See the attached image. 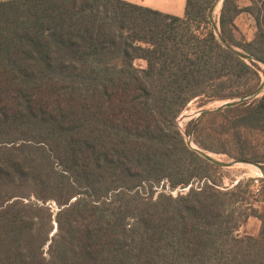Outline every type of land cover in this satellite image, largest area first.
I'll return each instance as SVG.
<instances>
[{"label": "trees", "instance_id": "obj_1", "mask_svg": "<svg viewBox=\"0 0 264 264\" xmlns=\"http://www.w3.org/2000/svg\"><path fill=\"white\" fill-rule=\"evenodd\" d=\"M214 1L186 0L181 18L124 0H0V264H264V177L256 195L250 179L222 187L177 125L191 101L262 81L213 25L264 62V0H223L212 24ZM243 12L250 41L235 34ZM186 132L264 173V93ZM250 217L258 234H240Z\"/></svg>", "mask_w": 264, "mask_h": 264}, {"label": "rangeland", "instance_id": "obj_2", "mask_svg": "<svg viewBox=\"0 0 264 264\" xmlns=\"http://www.w3.org/2000/svg\"><path fill=\"white\" fill-rule=\"evenodd\" d=\"M237 1H238V3H239L241 8H244V7L249 5V0H237ZM221 5L222 4L219 3L217 8L215 9V11L213 13L214 21L219 15V11H220ZM235 25H236L235 34H236V36L238 38L243 37L244 40H246V41H250L253 38V36L255 34V31H256V25H255V22H254V20H253L251 15H249L246 12L241 13L237 17V19L235 21ZM237 50H239V49H237ZM135 65L137 67L141 68V67L145 66V63L143 61H141V60H138V61L135 62ZM259 66L263 70V72L261 73L262 80H263L264 79V66L261 65V64H259ZM224 102H226V101H216V102H210L208 104L200 106L199 105V101L197 99H195V100L191 101L185 107V109L179 114V116L177 118V125H178L179 129L181 130V133H182V135L184 137V140H185L186 144L190 148H195L196 146L189 139L188 134L186 132V129L188 128L189 123L196 119L197 113L199 111L206 110V109L217 108L218 106H220ZM186 113L191 114V116H189V119H187V120H182L183 114H186ZM211 155L215 159H217V160H219L221 162H231L233 160V159H229L227 157L220 156V155H215V154H212V153H211ZM220 168H221V170L217 172L216 176L221 179L222 187H228L229 188L232 185H235L236 182L239 181V180L250 179V180H252L251 191L253 192V194L256 195V193H254L255 181H258V185H260L259 180H260V178L264 177V173H263L262 170H260L256 166L249 165V164H236V165H233V166H231L229 168H223V167H220ZM164 184H166V183L164 182V183H161L158 186L153 187L154 197L159 192H163V191L166 190L167 187ZM174 190H172L171 193L176 192ZM180 192H183V190L181 188H180V191L179 192L177 191L176 193H174L173 196H175L176 194H178ZM30 200H34V198L31 197ZM47 204L49 205V207L53 211V213H55L57 211L58 208H57V206L55 205V203L53 201H49V202H47ZM259 228H260V222L256 218L250 217L248 219V221L246 222L245 226L240 230L239 233L240 234H248V235H257L258 232H259ZM55 231L56 230L54 228L50 235L55 233Z\"/></svg>", "mask_w": 264, "mask_h": 264}, {"label": "water", "instance_id": "obj_3", "mask_svg": "<svg viewBox=\"0 0 264 264\" xmlns=\"http://www.w3.org/2000/svg\"><path fill=\"white\" fill-rule=\"evenodd\" d=\"M223 0H215L214 3L212 4L211 8H210V21L212 22V24L214 23V17H213V13L215 11V9L217 8L218 4H222ZM215 34L219 40V42L228 50H230L231 52H233L234 54H236L238 57H240L241 59L245 60V61H253L256 62L258 64H261L264 66V62L260 61L252 56H250L249 54L243 53L239 50H237L236 48L232 47L231 45H229L228 43H226L224 41V39L222 38L220 32H219V27L217 24L213 25ZM264 93V79L262 80V82L259 84V86L253 90L249 95L238 98V99H234V100H230V101H226L223 104H221L220 106H218L217 108L214 109H206V110H201L197 113V117L195 119V121H197V119L199 117H201L202 115H208V114H213V113H218L221 112L227 108H231L234 106H237L239 104H243L249 101H252L258 97H260L262 94ZM189 139L191 140V134L188 135ZM191 142V141H190ZM192 150H194L200 157H202L204 160L208 161L209 163H212L214 165L223 167V168H229L233 165L236 164H249V165H253L258 167L260 170H262L261 165L258 163H253V162H247V161H243V160H239V159H233L231 162H221L217 159H215L211 153L206 152L204 150L199 149L198 147L195 148H191Z\"/></svg>", "mask_w": 264, "mask_h": 264}, {"label": "crops", "instance_id": "obj_4", "mask_svg": "<svg viewBox=\"0 0 264 264\" xmlns=\"http://www.w3.org/2000/svg\"><path fill=\"white\" fill-rule=\"evenodd\" d=\"M124 1L136 4L139 6L148 7V8L157 10L161 13L174 15V16L181 17V18H183L185 14L186 0H124ZM143 62L145 63V61ZM145 66H146V63H145ZM144 67H141V68H144Z\"/></svg>", "mask_w": 264, "mask_h": 264}, {"label": "built area", "instance_id": "obj_5", "mask_svg": "<svg viewBox=\"0 0 264 264\" xmlns=\"http://www.w3.org/2000/svg\"><path fill=\"white\" fill-rule=\"evenodd\" d=\"M188 189H189V186L188 187H186V188H183L182 190H183V192H180V194H182V193H185V192H187L188 191ZM174 191H180V188H177V189H175ZM172 192V191H171ZM170 192V194H172V196L174 195V193H176V192H174V193H171ZM254 193H256V194H258L259 193V185H258V181H255V189H254ZM175 196H177V194L175 195ZM174 196V197H175Z\"/></svg>", "mask_w": 264, "mask_h": 264}, {"label": "bare ground", "instance_id": "obj_6", "mask_svg": "<svg viewBox=\"0 0 264 264\" xmlns=\"http://www.w3.org/2000/svg\"><path fill=\"white\" fill-rule=\"evenodd\" d=\"M189 116H191V114H189V113L183 114L182 120L189 119Z\"/></svg>", "mask_w": 264, "mask_h": 264}]
</instances>
